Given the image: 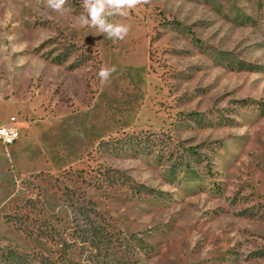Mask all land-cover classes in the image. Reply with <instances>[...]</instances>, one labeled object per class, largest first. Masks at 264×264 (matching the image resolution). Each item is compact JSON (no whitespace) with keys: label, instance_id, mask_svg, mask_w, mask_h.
I'll return each instance as SVG.
<instances>
[{"label":"rangeland","instance_id":"rangeland-1","mask_svg":"<svg viewBox=\"0 0 264 264\" xmlns=\"http://www.w3.org/2000/svg\"><path fill=\"white\" fill-rule=\"evenodd\" d=\"M66 8L0 0V264L59 248L26 202L82 264L90 222L118 236L96 264H264V0H149L124 40Z\"/></svg>","mask_w":264,"mask_h":264},{"label":"trees","instance_id":"trees-1","mask_svg":"<svg viewBox=\"0 0 264 264\" xmlns=\"http://www.w3.org/2000/svg\"><path fill=\"white\" fill-rule=\"evenodd\" d=\"M26 204L27 202L19 208L18 213L8 216L9 221L19 218V230L26 232L27 235L45 238L48 242L57 244L59 248L56 252H53V255L40 254L38 256L10 251L5 256V260L11 262L15 259L16 263L22 262V264H82L76 260L74 255L70 254L68 248L72 245L65 238L67 234L65 231L62 233L60 229H57L54 222L43 218L29 223V217L20 215L22 211L26 210ZM79 227L80 229L76 228V232L72 234L73 239H76V241H73V245L79 242L82 249L88 250L91 253L95 264L101 263L98 260L104 254L103 252H107V248L114 243V240H117L118 236L109 230V227H106L104 224L102 225V223L90 222Z\"/></svg>","mask_w":264,"mask_h":264},{"label":"clouds","instance_id":"clouds-1","mask_svg":"<svg viewBox=\"0 0 264 264\" xmlns=\"http://www.w3.org/2000/svg\"><path fill=\"white\" fill-rule=\"evenodd\" d=\"M149 0H82L83 12L76 17V22L81 27H91L103 34L108 39L124 40L130 31V25L111 21L114 16L127 17L129 11L137 6L147 4ZM68 0H46V6L54 12L64 14L70 11L66 8ZM115 66L101 67L98 76L102 83L109 80Z\"/></svg>","mask_w":264,"mask_h":264},{"label":"built area","instance_id":"built-area-1","mask_svg":"<svg viewBox=\"0 0 264 264\" xmlns=\"http://www.w3.org/2000/svg\"><path fill=\"white\" fill-rule=\"evenodd\" d=\"M14 122V120H12ZM20 138V132L17 126L14 125H0V141L4 145L13 144Z\"/></svg>","mask_w":264,"mask_h":264}]
</instances>
